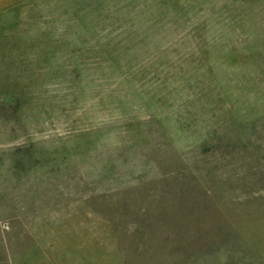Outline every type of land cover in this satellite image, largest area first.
Returning <instances> with one entry per match:
<instances>
[{
  "label": "rangeland",
  "instance_id": "rangeland-1",
  "mask_svg": "<svg viewBox=\"0 0 264 264\" xmlns=\"http://www.w3.org/2000/svg\"><path fill=\"white\" fill-rule=\"evenodd\" d=\"M0 264H264V0H0Z\"/></svg>",
  "mask_w": 264,
  "mask_h": 264
}]
</instances>
